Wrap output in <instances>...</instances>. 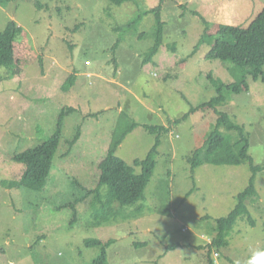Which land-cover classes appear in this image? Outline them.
<instances>
[{"label":"rangeland","instance_id":"obj_1","mask_svg":"<svg viewBox=\"0 0 264 264\" xmlns=\"http://www.w3.org/2000/svg\"><path fill=\"white\" fill-rule=\"evenodd\" d=\"M158 3L11 0L0 6V32L10 21L23 30L15 42L13 70L0 69V264H92L101 252L85 247L91 239L113 241L106 264H210L215 220L234 208L252 173L248 165L191 170L187 161L223 112L244 127L254 164L264 167V83L250 81L248 92L233 95L217 112L201 109L174 124L215 95L208 74L232 80L229 62L205 59L209 44L194 51L204 25L193 12L207 20L212 34L220 24L246 28L264 0H164L162 43L152 62L142 64L154 45V18L141 20L139 12ZM71 107L43 190L8 188L23 171L12 157L51 136L61 111ZM123 116L138 124L115 154L128 165L145 159L154 145L156 134L143 125L169 131L160 135L144 209L122 207L115 223L88 226L92 196L75 204L76 216L64 206L83 195L81 188H96L97 164ZM253 183L255 193L246 205L254 224L239 218L224 233L221 248L212 250L213 264H246L254 251L264 249L263 170Z\"/></svg>","mask_w":264,"mask_h":264},{"label":"trees","instance_id":"obj_2","mask_svg":"<svg viewBox=\"0 0 264 264\" xmlns=\"http://www.w3.org/2000/svg\"><path fill=\"white\" fill-rule=\"evenodd\" d=\"M107 1L119 6L129 0ZM10 2L11 0H0V6L6 7ZM163 2L164 0H159L158 5L155 7L139 12L141 20L142 16L148 15H153L154 18L153 29L150 33L154 38V45L144 54L142 64L152 62L162 43L163 22L161 21L160 12ZM193 15L198 17L204 25L203 32L194 46V51L198 50L203 44H209L211 47L205 59L208 61L229 62L231 67L228 71L232 80L224 82L212 74H208L207 79L215 95L200 106L190 107L189 112L182 118L173 120L174 124L186 120L191 113L201 109L208 108L217 112V108L229 101L233 95L248 92L250 81H261L264 83V8L246 28L231 24H220L218 29L212 34L210 33L207 20L196 11L193 12ZM22 31L20 26L14 21H10L4 30L0 32V69L13 70L15 42L17 37L22 34ZM143 34H140L139 38H142ZM69 85H71L70 78L64 84V90L68 89ZM73 111V107L63 109L57 121V128L51 136L41 144L26 149L21 153H16L12 157V161L23 165V171L19 179L7 183L8 188H23L35 192L43 190L53 168L54 156L61 138L63 119L68 113ZM123 117H125L124 121H118L112 133V139L105 157L97 164L99 176L96 188L90 190L81 188L79 185L83 195L76 198L73 204L64 206H70L73 210V216H76L75 204L81 203L87 197L92 196L90 215L87 221L88 226L99 227L115 223L118 217L122 215V207L137 206L136 212H141L144 209L142 202L145 200L144 193L154 172L155 157L160 146V135L167 133L169 127L143 125L142 127L145 131L150 134H156L154 145L145 159H136L132 165H128L115 154L125 137L138 124L130 120L128 116ZM220 128H223L225 132L221 131ZM79 134L78 130L73 139L67 142L69 145L68 149L74 145ZM69 152L70 150L66 154ZM187 162L191 170L205 164L213 166L248 165L252 173L247 187L237 194L234 208L227 216L215 220L216 225L212 232L214 236L207 249V261L213 264V260L210 257L212 250L216 249L218 251L221 248L225 242L224 233L239 218L246 216L249 222L254 224L247 208L246 200L254 195L255 186L253 181L258 172L264 171V167L254 164V160L249 153V135L245 132L244 127L237 124L229 114L223 112L218 113L214 130L204 140L202 146L196 149L188 158ZM137 168L139 172H136ZM112 243V240L105 243L94 239L84 241V245L87 248L96 246L100 248L101 253L94 259L92 264H106V249ZM135 245L136 247L142 246V244Z\"/></svg>","mask_w":264,"mask_h":264},{"label":"clouds","instance_id":"obj_3","mask_svg":"<svg viewBox=\"0 0 264 264\" xmlns=\"http://www.w3.org/2000/svg\"><path fill=\"white\" fill-rule=\"evenodd\" d=\"M246 264H264V249L254 251Z\"/></svg>","mask_w":264,"mask_h":264}]
</instances>
